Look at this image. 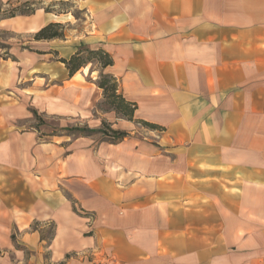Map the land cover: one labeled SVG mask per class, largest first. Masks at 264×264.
<instances>
[{"label": "crops", "instance_id": "1", "mask_svg": "<svg viewBox=\"0 0 264 264\" xmlns=\"http://www.w3.org/2000/svg\"><path fill=\"white\" fill-rule=\"evenodd\" d=\"M55 1L0 18L32 35L0 55V264H264V0ZM81 46L113 63L69 76ZM101 72L158 128L101 108Z\"/></svg>", "mask_w": 264, "mask_h": 264}, {"label": "trees", "instance_id": "2", "mask_svg": "<svg viewBox=\"0 0 264 264\" xmlns=\"http://www.w3.org/2000/svg\"><path fill=\"white\" fill-rule=\"evenodd\" d=\"M34 2H24L20 5L13 6L9 9L0 12V18H9L14 17L16 15L23 14H31L37 8L33 5ZM64 36L63 24L59 22H51L47 25L40 28L35 34L33 38L36 40L40 39H52V38H62ZM57 60L61 61L67 71L68 75L71 76L75 72H77L81 67L88 65L89 63L97 62L102 68L111 65L113 63V59L111 55L103 50L102 48L91 49L88 47H78L77 50L67 59L58 58ZM97 86L102 89L103 93V104H105L108 109L115 111L116 114L120 115L123 118L128 120L134 119V111L136 109L135 102L127 100L119 91L118 88V80L111 74L101 72L97 79ZM33 115L36 117L37 112L34 109H31ZM37 118V117H36ZM140 125L156 129L157 125L153 123H149L143 120H135ZM40 122V121H39ZM66 130L70 134H79V135H89L92 132L96 131L93 129H89L87 127H69ZM98 131L102 132L106 135L107 139L115 142L117 140L122 139L126 132L120 130H112L109 127H105L103 123V127Z\"/></svg>", "mask_w": 264, "mask_h": 264}, {"label": "rangeland", "instance_id": "3", "mask_svg": "<svg viewBox=\"0 0 264 264\" xmlns=\"http://www.w3.org/2000/svg\"><path fill=\"white\" fill-rule=\"evenodd\" d=\"M9 1H11L12 3H15L16 5L22 4L25 1H35L36 2L35 5L37 7L42 6V8H44L45 10H50V11H55V12H60L61 10H64L68 6L67 5L68 3H61V2H57L55 0H9ZM4 3H5L4 1L0 0V4H3L2 9L5 10V9H9L12 7V6H10V5L8 6ZM0 7H1V5H0ZM75 15H78V13H76V11H75ZM63 31L67 32L68 27L63 25ZM9 37H15L14 39L17 40L16 43L20 47V45H23L21 43L25 42L26 39H28L29 37H32V35H28L27 33L14 34L13 32H9L8 30H0V55L1 56L5 57V54L7 52L9 53V49H8L9 46L7 44V43H10ZM93 63H95V62H93ZM100 105H101V108L108 109V107L105 104L102 103ZM31 115L33 116V114H31ZM36 117L37 118L33 117L35 120L30 125L31 126H35V125L38 126V129L40 131H42V133H45V134H51V133L60 134L62 132L67 133L68 131L64 130V128H67L65 126L71 125V127H73L74 123H76L74 121H68L65 119H61L57 116L46 115V114L39 113V112H37ZM78 124L83 125L81 123H78ZM104 124H105V127H108L106 125V123H104ZM51 228H52V226L50 227V225L45 228V234H46L47 238L51 236V234H48V233H50L49 231ZM18 248H23V247L18 244Z\"/></svg>", "mask_w": 264, "mask_h": 264}]
</instances>
